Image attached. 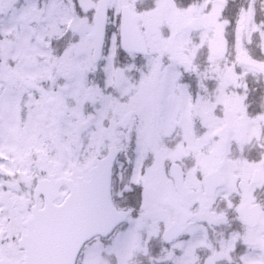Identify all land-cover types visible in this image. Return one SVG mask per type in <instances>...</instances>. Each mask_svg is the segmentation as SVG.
<instances>
[{
    "label": "snow or ice",
    "instance_id": "1",
    "mask_svg": "<svg viewBox=\"0 0 264 264\" xmlns=\"http://www.w3.org/2000/svg\"><path fill=\"white\" fill-rule=\"evenodd\" d=\"M0 264H264V0H0Z\"/></svg>",
    "mask_w": 264,
    "mask_h": 264
}]
</instances>
